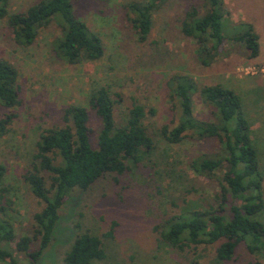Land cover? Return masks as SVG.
<instances>
[{
    "label": "rangeland",
    "instance_id": "obj_1",
    "mask_svg": "<svg viewBox=\"0 0 264 264\" xmlns=\"http://www.w3.org/2000/svg\"><path fill=\"white\" fill-rule=\"evenodd\" d=\"M39 1L9 0L8 12H25ZM135 1L145 0L74 2L75 16L100 36L104 47L100 60L76 65L59 59L54 52L53 45L60 36L55 22L41 28L31 46L21 47L14 42L6 19L0 20V60L17 70L20 88L17 106L6 109L0 105V117L15 115L10 132L0 138V164L6 169L4 185L12 202L6 217L12 221L17 237L32 234V216L43 204L32 195L23 175L33 160L40 135L63 125L65 107L89 108V94L103 87L113 99L120 96L114 111L117 124L123 122L133 102L144 106V123L155 149L139 163L128 162L130 170L123 175H106L87 191L74 189L69 193L59 210L53 242L40 264H64L74 238L85 232L101 239L107 255L93 264H264V257L249 254L244 244L239 245L232 261L220 262L215 256L218 244L180 252L159 244L155 231L172 216L214 205L219 192L216 180L190 168L197 157L221 154L217 139L185 138L169 144L159 133L164 125L177 123L178 104L170 98L167 87L174 75L190 76L199 89L218 84L237 94L250 124L264 189V0H223L228 12L222 20L227 40L209 65H202L197 57L195 40L180 31L189 8L196 6L200 14H205L201 0H163L153 13L151 32L144 42L138 41L125 9L127 3ZM242 23L250 24L258 36L259 53L254 59H249L241 43L228 40V34L240 31ZM193 100L194 116L214 121L212 109L203 103L199 92ZM88 111L95 146L100 124ZM259 219L264 224V208ZM113 222V236L106 237ZM2 245L18 264H29L15 243Z\"/></svg>",
    "mask_w": 264,
    "mask_h": 264
},
{
    "label": "trees",
    "instance_id": "obj_2",
    "mask_svg": "<svg viewBox=\"0 0 264 264\" xmlns=\"http://www.w3.org/2000/svg\"><path fill=\"white\" fill-rule=\"evenodd\" d=\"M8 1L0 0V20L6 19L14 42L21 47L31 46L41 28L55 22L60 36L53 48L56 56L70 65L95 62L104 55L103 42L97 33L78 19L73 12L76 0H40L25 12L9 14ZM163 0L129 2L125 9L139 42L147 40L152 17ZM205 14L196 6L189 8L181 22V33L195 40L196 54L201 64L209 65L220 54L227 36L223 19L228 17L223 0H201ZM228 34V40L241 43L249 59L258 57V36L250 24ZM17 70L0 60V105L11 109L20 103ZM170 98L178 104L177 123L164 125L159 133L169 144H178L185 138L203 140L215 138L221 154L200 156L190 163L198 175L214 179L219 192L214 205L207 209H193L172 216L155 227L159 244L184 252L201 245L218 244L215 256L220 262H230L239 245L248 253L264 257V224L259 214L264 208L263 178L259 171L257 153L250 139V124L244 117L237 94L221 85L199 89L188 75H174L167 83ZM200 93L203 103L212 109L214 121L206 122L194 116L193 102ZM113 99L103 87L89 94L88 106L71 105L62 111V126L43 131L36 144L33 160L23 175V181L32 195L43 204L32 216V234L17 237L7 207L12 205L4 185L5 167L0 164V263L18 264L12 253L2 244L15 243L29 264H40L54 239V228L59 210L74 189L87 191L106 175L120 176L130 170L127 165L139 163L155 149V142L144 121L143 105L133 102L121 124L115 121ZM90 109L99 130L92 143ZM153 110L151 113L153 114ZM15 115L0 117V138L11 130ZM219 174V176H217ZM117 181L116 177L114 178ZM116 223L105 235L112 237ZM107 258L102 241L88 232L78 234L64 256V264H93ZM249 264H260L252 262Z\"/></svg>",
    "mask_w": 264,
    "mask_h": 264
},
{
    "label": "crops",
    "instance_id": "obj_3",
    "mask_svg": "<svg viewBox=\"0 0 264 264\" xmlns=\"http://www.w3.org/2000/svg\"><path fill=\"white\" fill-rule=\"evenodd\" d=\"M244 78V77H243ZM243 80L242 78L240 79V81ZM233 91V90H232ZM241 101V100H240Z\"/></svg>",
    "mask_w": 264,
    "mask_h": 264
}]
</instances>
